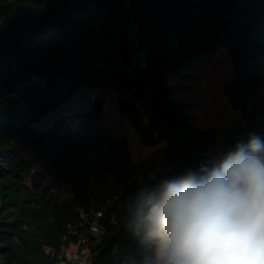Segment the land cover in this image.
Segmentation results:
<instances>
[{
    "label": "trees",
    "instance_id": "16d2710c",
    "mask_svg": "<svg viewBox=\"0 0 264 264\" xmlns=\"http://www.w3.org/2000/svg\"><path fill=\"white\" fill-rule=\"evenodd\" d=\"M221 49L231 115L199 127L169 81ZM80 87L96 90L90 110L34 129ZM107 90L141 144L164 141L158 161H133L125 134L112 135ZM253 135L264 141V0H0V264H54L69 249L80 264H152L130 222L137 194ZM95 210L99 236L81 216Z\"/></svg>",
    "mask_w": 264,
    "mask_h": 264
},
{
    "label": "clouds",
    "instance_id": "9594fccd",
    "mask_svg": "<svg viewBox=\"0 0 264 264\" xmlns=\"http://www.w3.org/2000/svg\"><path fill=\"white\" fill-rule=\"evenodd\" d=\"M130 222L152 243V264H264V141L141 190Z\"/></svg>",
    "mask_w": 264,
    "mask_h": 264
},
{
    "label": "rangeland",
    "instance_id": "374dc122",
    "mask_svg": "<svg viewBox=\"0 0 264 264\" xmlns=\"http://www.w3.org/2000/svg\"><path fill=\"white\" fill-rule=\"evenodd\" d=\"M190 65L186 72L188 76L181 79L176 77L170 79L169 83L173 86L174 95L190 104L189 113L199 127L218 128L231 115L227 111L226 101L221 92V86L231 71L225 53L222 49L218 50L213 54L203 56ZM42 82L41 77L33 76L30 83L40 85ZM91 93L92 96L89 98L86 87L78 88L76 98L64 107L63 115L83 110L80 105L84 107L88 105L90 100L94 99L96 90L92 89ZM101 95L104 101L106 123L111 129L112 135L119 136L122 132L125 134L133 161H158L160 158L159 149L164 146V141H159L154 146L141 144L138 133L133 129L130 121L115 107L117 97L115 91L107 90ZM143 117L146 121V116ZM49 123L44 125L47 126ZM33 127L36 131L43 130L42 126H35V123ZM90 185L93 191L101 190L97 181L92 180Z\"/></svg>",
    "mask_w": 264,
    "mask_h": 264
},
{
    "label": "built area",
    "instance_id": "2783aa9c",
    "mask_svg": "<svg viewBox=\"0 0 264 264\" xmlns=\"http://www.w3.org/2000/svg\"><path fill=\"white\" fill-rule=\"evenodd\" d=\"M81 216L88 220V229L91 234L99 236L104 233V227L99 223V217L101 216V210H95L92 212V216L81 212ZM83 256L80 255L75 249H69L65 252V255L54 264H80L83 262Z\"/></svg>",
    "mask_w": 264,
    "mask_h": 264
},
{
    "label": "water",
    "instance_id": "95a60500",
    "mask_svg": "<svg viewBox=\"0 0 264 264\" xmlns=\"http://www.w3.org/2000/svg\"><path fill=\"white\" fill-rule=\"evenodd\" d=\"M86 89H87V91H88V95H89V98H91V96H92V93H91V91H92V89L91 88H88V87H86ZM78 90V89H77ZM76 90V91H77ZM76 91L68 98V99H70V100H74L75 98H76ZM67 99V100H68ZM66 100V101H67ZM66 101H64L63 103H65ZM92 102H93V100H90V103L88 104V105H86L85 107L84 106H82V105H80V108H83V110H90L91 108H92ZM62 103V104H63ZM61 104V105H62ZM58 108V107H57ZM56 108V109H57ZM55 109V110H56ZM74 110V109H73ZM54 111V110H53ZM53 111H51V112H49V113H52ZM48 113V114H49ZM48 114H46V115H48ZM46 115H44V116H46ZM43 116V117H44ZM62 116H64L63 114H60V115H58L57 117H55V118H53L52 120H51V122L46 126V125H43L42 126V128H43V130L45 131V132H48L49 130H50V128H51V126H52V123L53 122H55L56 120H58V119H60ZM35 125H36V123H35Z\"/></svg>",
    "mask_w": 264,
    "mask_h": 264
},
{
    "label": "bare ground",
    "instance_id": "6f19581e",
    "mask_svg": "<svg viewBox=\"0 0 264 264\" xmlns=\"http://www.w3.org/2000/svg\"><path fill=\"white\" fill-rule=\"evenodd\" d=\"M71 101H73V100L68 99V100L63 104V106L57 108V109L54 110L52 113H49L48 115L42 117L40 120H38V121L36 122V125H35V126H39V127H41V126H43L44 124H47V123L51 122V120H52L53 118L57 117L58 115L63 114L64 111H65V110H64V107H65L68 103H70Z\"/></svg>",
    "mask_w": 264,
    "mask_h": 264
}]
</instances>
